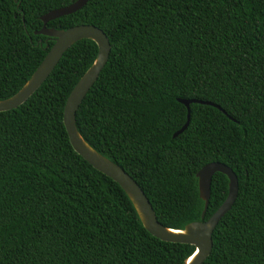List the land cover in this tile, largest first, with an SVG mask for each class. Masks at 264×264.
Returning <instances> with one entry per match:
<instances>
[{
    "label": "trees",
    "instance_id": "16d2710c",
    "mask_svg": "<svg viewBox=\"0 0 264 264\" xmlns=\"http://www.w3.org/2000/svg\"><path fill=\"white\" fill-rule=\"evenodd\" d=\"M76 0H0V101L28 80L53 43L39 18ZM89 25L107 61L74 115L94 152L140 187L163 226L201 220L195 172L219 163L237 195L200 264H264V0H88L45 24ZM71 45L17 108L0 113V264H183L194 246L152 235L121 187L72 149L62 123L69 92L93 63ZM178 100L189 105L187 120ZM207 220L227 195L209 184Z\"/></svg>",
    "mask_w": 264,
    "mask_h": 264
},
{
    "label": "water",
    "instance_id": "95a60500",
    "mask_svg": "<svg viewBox=\"0 0 264 264\" xmlns=\"http://www.w3.org/2000/svg\"><path fill=\"white\" fill-rule=\"evenodd\" d=\"M87 1L88 0H76L66 7L50 11L39 18L42 26L37 32H34V34L52 38L53 43L25 84L14 95L8 99L0 101V113L13 110L22 105L44 82L58 63L61 56L71 45L77 41L85 39L94 42L97 48L96 57L91 66L73 86L64 102L62 123L68 141L73 151L89 166L107 178L112 179L121 187L124 193L128 195L132 201L143 225L152 235L159 237V239L164 241L187 243L194 246L193 253L183 264H200L206 258L212 247V233L216 225L230 210L235 201L237 195L236 176L229 168L219 163L206 164L196 171L195 177L197 181V189L200 197L204 200L201 220L189 223L183 230L171 229L159 223L149 199L142 192L137 183L124 170L94 152L83 142L75 129V111L104 67L110 49L109 44L105 35L93 26L79 25L66 30H54L46 28L45 24L49 21L70 15L80 10ZM178 102L186 108L187 120L183 127L173 135V138L177 137L187 128L189 123L190 104L196 103L210 105L224 112L218 106L209 102L194 100H178ZM215 172L222 173L226 176L228 192L226 198L217 210L207 220H203L209 202L210 179Z\"/></svg>",
    "mask_w": 264,
    "mask_h": 264
}]
</instances>
